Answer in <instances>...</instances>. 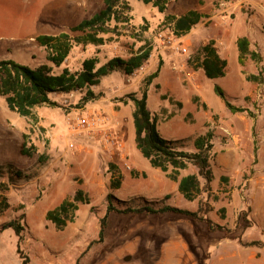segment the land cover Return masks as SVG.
Wrapping results in <instances>:
<instances>
[{
	"label": "rangeland",
	"instance_id": "1",
	"mask_svg": "<svg viewBox=\"0 0 264 264\" xmlns=\"http://www.w3.org/2000/svg\"><path fill=\"white\" fill-rule=\"evenodd\" d=\"M247 1L253 6L250 0ZM127 2L131 8L127 11L129 19L119 23L116 32L104 35L105 44L76 46L63 64L55 66L48 62L46 48L38 45L35 38L41 34L69 32L72 26L103 9L104 0H0V60L12 59L30 67L48 63L59 73L66 66L79 69L88 57L97 56L101 65L114 56L129 58L143 46L152 49L143 69L131 76L118 70L102 77L100 84L91 88L96 97L88 101L84 100L86 89L56 93L51 98L57 105L43 104L35 107L34 116H21L12 111L0 95V225L15 219L24 226L20 239L13 229L0 233V264H21L18 242L32 264H77L78 261V264H145L149 260H158L155 264H192L196 260L204 264L207 258L213 261L212 264L229 261L228 258L218 259L228 249L224 243L225 233H211L205 223L171 213L120 215L112 212L105 242L95 244L80 258L89 243L98 238L100 219L106 212L110 192L118 207L145 205L148 200H155L151 196L130 194L145 183V177L135 169L130 157L143 169L153 167L136 145L133 102L128 99L125 105L119 100L133 92L141 96L145 88L148 108L157 117L161 135L177 141L180 149L194 151V140L198 135L213 134L216 154L211 165L217 178L221 175L226 179L219 177V182H213L210 191L200 195L199 200L204 202L201 213L207 208L205 215L215 222L237 223L235 232L241 233L243 239L264 240V178L252 179L253 169L248 165H245V171L240 167L239 177L231 176L217 162L219 152L222 154L235 147L227 118L232 115L238 120L239 115L249 113L232 112L215 92V85L226 91V97L233 105L246 108L254 115L251 94L257 80L238 63V51L227 55L226 75L212 80L204 78L191 64L199 49L193 47V38L189 34L181 36L189 48L186 55L169 50L158 39L160 34L164 36L171 32L170 24L165 22L167 15H181L190 9H198L204 0H166L164 12L142 0ZM250 14H255V10ZM202 23L209 26L205 20ZM204 24L200 23V26L205 27ZM261 26L264 29V22ZM202 32L199 28L195 35L200 36ZM160 60L163 63L159 75L146 85L145 78L156 71ZM235 92H239L237 97ZM88 111H101L118 126L124 139L123 150H105L95 138L73 132L68 119ZM263 113L264 106L260 115ZM213 121L216 125L211 129ZM232 125L239 127L242 124ZM24 142L25 147L33 151L31 156L22 154ZM71 142L74 148L70 147ZM111 164L116 165V171L111 170ZM133 170L137 174H133ZM196 171L195 166L189 165L181 175ZM126 176L133 178L132 186L126 178L121 189H111L113 178ZM79 187L88 194L90 202L80 204L73 222L63 229L56 228L46 219L47 211L58 206L64 198L72 197ZM171 188V183L164 185L165 190ZM177 189L176 186L174 190ZM153 190L157 188L143 186L139 191L150 195ZM234 192L240 195L242 206L233 209L228 206L227 209L225 204L231 202ZM179 196V192L174 193L169 203L189 210L197 208L194 201ZM232 244L231 250L243 249L237 242ZM210 245H215V249H207ZM217 245L222 246L217 248ZM163 248L168 254L163 255ZM247 251L244 252L246 258ZM125 256L132 259L125 263L122 261Z\"/></svg>",
	"mask_w": 264,
	"mask_h": 264
},
{
	"label": "trees",
	"instance_id": "2",
	"mask_svg": "<svg viewBox=\"0 0 264 264\" xmlns=\"http://www.w3.org/2000/svg\"><path fill=\"white\" fill-rule=\"evenodd\" d=\"M142 1L144 3H153L161 12H164L167 8L166 0ZM104 3L105 7L103 9L90 18L83 19L72 26L69 32L55 35L41 34L35 38L38 45L46 48L48 62L53 63L55 66H60L67 60L70 52L76 46L85 47L89 44H105L107 40L104 35L116 32L119 28V23L127 22L125 20L129 19L127 11L131 9L127 0H104ZM205 17L206 15L203 12L197 9H190L181 15H167L165 22L171 25L177 35L183 36L192 31ZM249 44L247 37L238 39L240 63H244V59L248 54L253 58L259 59L255 51L250 52ZM151 50L150 47L143 46L129 58L114 56L101 65L97 56L88 57L83 60L79 69L72 70L66 66L59 73L54 72L52 66L47 63L37 67H30L12 59H3L0 60V94L5 97L7 105L12 111L23 116H33V108L43 104L57 105V102L51 99V94H68L73 91L86 89L84 100L88 101L96 97L91 88L99 85L102 77L118 70L127 76L132 75L150 59ZM162 63V60H160L156 71L145 78L146 85H149L159 75ZM191 64L195 68H202L209 79L223 77L227 68V60L223 59L215 49L214 40H210L199 49ZM251 78L257 80L258 76L253 75ZM214 89L232 112L247 111L251 113L246 108L233 105L227 99L226 93L221 86L215 85ZM128 99L134 104L133 119L136 131V145L151 165L167 173L172 180L178 181L180 192L188 200H194L202 195L203 192L210 191L214 178L211 165V160L215 154L213 134L207 132L206 134L198 135L194 140V151L180 149L177 146V141L168 140L161 135L158 129L157 117L148 108V92L146 88L141 96L133 92L126 95V97L119 98L125 105L128 103ZM21 152L28 156L33 154L31 148L25 147V142L22 144ZM189 165L195 166L197 171L179 177L180 171L187 169ZM110 167L112 171H116L117 167L115 164H111ZM21 173V171L17 172L18 175H21ZM120 185L121 177L112 179V188H119ZM107 199L108 205L105 214L100 219L98 238L89 243L80 258L84 257L83 255L95 244H103L105 242L106 229L109 225L108 218L112 212L120 215L142 213L150 215L170 212L187 216L195 221L204 222L212 232L220 231L227 234L232 232V229L228 226L214 222L210 217L201 214L204 210V202H201L199 210L191 211L172 205L156 208L155 205L149 203L138 206L118 207L114 204L115 198L111 193L108 194ZM89 202L90 197L88 194L82 188H78L72 197L65 198L58 206L48 210L46 219L51 221L56 228L63 229L69 222L74 221L80 204H88ZM207 211V208H205V212ZM222 211H225V208H222ZM7 229H13L20 239L24 226L20 221L13 219L0 225V233ZM235 237L240 241L242 240L239 235ZM247 245L264 248V240H253ZM17 254L21 264H32L31 258L23 250L20 242L17 243Z\"/></svg>",
	"mask_w": 264,
	"mask_h": 264
},
{
	"label": "crops",
	"instance_id": "3",
	"mask_svg": "<svg viewBox=\"0 0 264 264\" xmlns=\"http://www.w3.org/2000/svg\"><path fill=\"white\" fill-rule=\"evenodd\" d=\"M215 1L216 0H204V3H201L200 7L197 9L206 15V17L203 19V20H205V22L209 23L210 21H214L216 23L214 24L213 22H210L209 26L206 27L205 24L202 23V21H203L202 20L201 24H204L205 27L200 26V23H199L198 24L199 26L197 25V28L195 27L192 31H190L188 33L193 38L192 39L193 47L200 49L203 45L207 44L210 40H214L215 49L217 50V52L219 53V55L223 59L227 60V67H228L227 55L230 54L232 51L233 52L238 51V63H239L238 39L242 38V37H247L249 39V43H250L249 44L250 52L255 51V53L257 54L259 59L253 58V57H251L250 54H248L244 59V63H240V64L247 71V73H252V75H257L254 73H258V71L256 72V70L258 69L259 64L264 65V29H261V27H262L261 23L264 22V1L250 0L253 3V6L249 7L248 9L237 11L231 19H228V22H227V20H226V22L223 21L222 18L219 16V14L212 15L215 12V7H214ZM68 3H69V1L67 3H65V6H67ZM253 10H255V14L252 15L250 13ZM211 19H213V20H211ZM199 28H200V30L202 29L203 34H201L200 36H196L195 32H197V29H199ZM226 70H227V68H226ZM197 71L199 74L204 76V78L206 77L204 70L202 68H197ZM225 75H226V73H225ZM201 78H203V77H201ZM212 80H214V79H212ZM225 93H226V91H225ZM237 93H239V92H235L234 96L237 97ZM51 95H50V97H52ZM199 95H202L201 92H199ZM34 109L35 108H33V116H34ZM112 113H115V112H112ZM116 113L118 114V112H116ZM21 116H23V115H21ZM227 119L228 120L230 119V121H231V122L230 121L227 122V120H226V123L228 125L227 127L229 129H231L232 133L234 134L235 147H231L227 150H224L222 152V154L219 152L217 154V162L220 165H222V169L223 170L226 169V171L229 172V174H231V176L239 177L240 176L239 174H241V168L240 167H242L243 171H245V169L247 168V167H245V165H248V166H250V168L253 169L252 179L260 180V178H264V113L259 115V116L253 115L252 112L249 113L248 115H246V114L239 115L238 120H235L234 116L231 115ZM232 123L242 124V125H238L239 127H237V126L233 127ZM214 147H215V144H214ZM215 154H216V152H215ZM220 154L222 156H220ZM130 160H131V163L133 164V166L135 167V169H137L145 177V183H143L144 184L143 186H147L150 188H157V190H159V191L153 190L150 193V195H148V193L144 194L143 191H139L143 187L142 186V187H139V189L136 187L135 189L137 191L135 193H130V194L141 195V197H145V196L154 197L155 200L154 199L148 200L149 202H147V203L156 204L155 205L156 208H159L160 206H164V205H171L169 203V200H170L171 196L174 195V193L179 192L180 196L182 195L184 197V195L179 190V182L172 180L167 175V173L163 172L159 168L153 167L152 165L151 166L153 168L143 169V167L137 166L132 161L131 157H130ZM236 167H237V169H235ZM181 171H180L179 177L190 174V173H186V174L181 175ZM132 173L137 174L136 170H133ZM191 173H194V172H191ZM213 173H214V171H213ZM219 177L226 179V177H223L221 175ZM219 177L217 178L215 173H214V178H213L212 183L216 182V181L219 182V179H220ZM126 178L128 179L129 184L132 186L131 182L133 181V178H131V176H126L125 178H121V185L119 188H112L111 187V189H115L117 191L119 189H121L125 183ZM169 183L172 184V188L169 190H165L164 185H167ZM176 186L178 187V189L174 190ZM153 192H158V193H153ZM110 193L113 194L112 192H110ZM113 196H114V194H113ZM199 197L195 198L194 200H189V201H194L195 204L197 205V208H198V209L196 208V209L191 210V211L199 210L200 204H201V202H203V200H199ZM114 198H115V196H114ZM239 198H240V195L238 194V192H234L232 195L231 202H227V204H225V207L227 209H228V206H229V208H232V209L234 207L235 208L241 207L242 202L240 201ZM120 201H122V200H120ZM198 203H199V206H198ZM136 206H138V205H136ZM169 213L170 212L162 213V214H169ZM205 213H201V214H205ZM171 214H175V213H171ZM150 215H152V214H150ZM175 215H178V214H175ZM196 222L197 223H204V222H199V221H196ZM217 223L226 225L232 229V232H230L229 234L225 233V235H224L225 239H226V241H224V243L227 245L228 249H225V252L221 253V255L218 258L219 260L223 261V260H226V258H228L229 261H227L225 264H264V257H263L264 248H258L256 246L247 245V243H249L253 240H256V239H253V240L252 239H250V240L243 239V236L241 235V233L235 232L236 231L235 228L237 226V223H234V222L228 223L227 221H225L224 223H222V222H217ZM189 224L194 226V228L196 227L193 223L189 222ZM188 226H190V225H188ZM207 228H208V226H207ZM208 230H209V228H208ZM195 232H197V231H195ZM210 232L214 233L212 231H210ZM215 232H220V231H215ZM197 234H198V232H197ZM238 235L242 237L241 241L235 237ZM233 241L237 242V244H240L243 247V249L241 250L240 248H236V249L231 250L230 248L233 246V244H232ZM221 246L222 245H217V248L221 247ZM209 248L215 249V245L207 246V249H209ZM163 251H164L163 255L165 253L168 254V251H166V248L165 249L163 248ZM246 251L248 252L247 258L244 257L246 255V254H244V252H246ZM214 252H215V250H214ZM205 253H206V251H205ZM193 257L197 258V256H191L190 258L193 259ZM131 259H132L131 256H125L124 258H122V261L127 263ZM162 260L164 262V259H162ZM205 261H204V264H212V262H213V261H209L208 258ZM152 262H153V264H155V262H158V260L155 262L149 260L145 264H152ZM185 264H190V263H185ZM192 264H200V263H198L196 260Z\"/></svg>",
	"mask_w": 264,
	"mask_h": 264
},
{
	"label": "built area",
	"instance_id": "4",
	"mask_svg": "<svg viewBox=\"0 0 264 264\" xmlns=\"http://www.w3.org/2000/svg\"><path fill=\"white\" fill-rule=\"evenodd\" d=\"M214 7L215 14H219L222 20L226 22V20L228 21V19H231L238 10L248 9L251 7V4L247 0H216ZM158 39L161 40L162 44L165 45L169 50L181 52L185 55L189 53L188 46L183 43L181 36L177 35L172 28L169 34L164 36L160 34ZM144 65L137 69L132 75L143 69ZM177 67L178 66L175 64V68ZM188 75L192 78L191 73ZM263 75L264 65L259 64L256 87L254 92L251 94V102L254 107L255 116L260 115V111L264 106ZM68 124L72 128L73 132L75 131L77 133H85L89 137L95 138L99 145L105 150L117 149L121 151L124 149L123 135L118 129V126L101 111H88L85 113H80L73 118H69ZM215 125L216 124L213 121L210 125V128L213 129ZM70 147L74 148V143L71 142Z\"/></svg>",
	"mask_w": 264,
	"mask_h": 264
}]
</instances>
